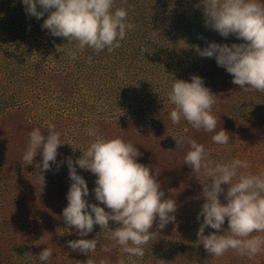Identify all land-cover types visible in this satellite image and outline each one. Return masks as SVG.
<instances>
[{
    "label": "trees",
    "instance_id": "trees-1",
    "mask_svg": "<svg viewBox=\"0 0 264 264\" xmlns=\"http://www.w3.org/2000/svg\"><path fill=\"white\" fill-rule=\"evenodd\" d=\"M115 6L127 9V19L133 25L119 47L99 53L86 48L79 52L75 59H71L62 52H56L54 46L67 41L60 37H52L47 30L41 29L47 13L45 17L37 20L26 15L20 0H0V62L6 64V72H8H5L6 77L16 76L13 79L14 87L20 88V93H23L28 85L26 80L30 71L37 64L46 62V68L41 66L37 70L38 74H44V79L39 85L44 88L43 84L47 82L51 104L58 102L63 107L72 104L73 110L68 107L71 110L70 117L75 119L74 124L77 125L78 121L79 125L75 129L78 131V127L79 135L83 133L84 137L78 139L76 147L83 150L91 142L92 138L87 135L86 130L90 126L96 127L101 134L109 137L105 134L106 131H102V123L106 118L101 114L98 106L102 108V103L104 104L107 98L106 93L110 89L106 86L111 87L116 84L117 87L119 86L120 80L116 84H110L111 77L105 69L113 67L109 65L114 64L117 52L123 49L126 53L125 65L129 71V78L140 79L139 88H143L130 94L124 90L114 91L118 92L113 96L115 100L121 101L119 112H127L131 119L135 114L142 113L139 100L152 102L150 108L154 112L155 100L161 97L160 94L168 93L175 78L189 80L193 74L201 76L199 65L202 61L203 64H207L208 71V78L204 82L217 95L213 105L214 115L217 117L219 110L226 108L224 110L230 109L235 117L242 114L246 116L248 104L252 106L254 120L264 124V91L241 89L240 86L232 83V76L223 67L218 66L214 58L200 57L194 48L196 45L203 48L209 41L228 44L243 42L232 35L227 38L221 37L217 32L204 26L202 0H115ZM158 34L161 35L159 43L149 45L147 37L150 35L157 37ZM137 38L142 40L138 45ZM12 64L14 68L9 71L8 67ZM114 68L119 71L122 66H114ZM111 75L117 76L112 72ZM229 84L236 88L235 91L239 92V96L231 92ZM34 85L33 82V87ZM6 96L10 102L0 99V116L3 112L6 115L0 122V168L3 167V171L0 169V264H42L36 256L44 247L53 249V255L46 264H85L88 255L74 251L67 245V241L79 238L75 229L69 228L64 220L61 222L55 220L63 217L58 213L62 212L64 205L67 204L63 198L54 201L55 198H61L58 185L64 184V190H68L70 185L67 165L57 169L56 165L52 164L50 170L42 173L43 182L37 176L41 174L36 167L41 160L40 155L37 154L33 163L26 165L24 171L22 154L28 133L34 127L46 131L47 126L43 125V120L39 124L27 126L29 123L24 115L18 117L14 111L8 114L9 110H13L11 106L16 98L8 91ZM228 96L232 101L225 100ZM128 106L130 109H127ZM170 109L169 105L167 111L169 112ZM154 114L157 115L156 120L144 118L143 123L156 124L161 113ZM55 126L56 130L62 131L58 124ZM223 126L217 121V130ZM228 132L229 142L226 145L213 143L211 141L213 133L193 129L190 124L181 126V131L177 132L175 137H191L203 143L214 160L218 158L214 153L225 150L230 155L219 160L232 157L247 159L250 162L249 171L255 172L251 170L253 161L249 158H253V153L249 149V143L235 142L237 138L230 131ZM72 138L73 135L69 137ZM61 142L66 144V141ZM65 144L58 148L57 156L64 152L61 155L65 157V151H70ZM160 144V154L168 155V160L171 162L176 161L177 168L180 163L183 164V156L188 147L186 143L177 146L175 141L169 143L164 140ZM80 155V150L76 149L72 160L75 161ZM3 158L6 159V163ZM31 165L29 169L28 166ZM180 171L182 173L176 174L178 183L176 185L168 183V187L164 189L168 191L165 193V198L176 200L175 220L162 229L157 226L159 222L155 221L151 229L155 233L144 246L145 255L133 257L127 264H255L254 257L241 261L240 255L233 251L225 252V259L223 255L211 256L203 248L201 241H198V237L193 238L192 235L186 239L187 246L182 253L172 250L173 247L167 243V237L163 232L174 224L178 225L190 220H195L198 230L199 221L196 215L203 203L202 185L189 177L192 173L191 168L184 165ZM77 172L86 179L91 194L95 181L94 174L79 167ZM85 174H89V177L86 178ZM88 200L97 203L93 194L89 195ZM182 225L185 227L186 223ZM116 226V223L109 222L110 228ZM209 232L206 228L204 234L207 235ZM85 238L98 240L95 252L89 254L94 264H100L102 259L107 260L108 264H118V261L125 256L118 245L105 238L104 231L99 225L94 226L93 231Z\"/></svg>",
    "mask_w": 264,
    "mask_h": 264
},
{
    "label": "clouds",
    "instance_id": "clouds-1",
    "mask_svg": "<svg viewBox=\"0 0 264 264\" xmlns=\"http://www.w3.org/2000/svg\"><path fill=\"white\" fill-rule=\"evenodd\" d=\"M20 2L26 15L37 20L47 13L41 29L52 37L66 40L67 43L54 46L56 52L71 59L86 48L95 53L112 51L133 28L127 19V9L116 7L115 0ZM202 5L206 28L221 37L232 35L243 42L209 41L203 48L194 46L197 54L214 58L232 76V83L241 89L264 91V0H202ZM216 96L201 76L193 74L189 80L175 78L167 93L172 105L168 112L170 122L176 125L186 121L193 129L213 133V143L226 145L229 132L223 127L217 130V117L213 113ZM87 135L92 139L85 149L72 147L81 152L75 161L66 157L58 162V148L65 144L61 142V132L51 122L47 123L46 131L34 127L28 133L22 161L24 165L32 164L39 154L41 160L36 167L41 174L37 176L43 182L42 173L50 170L52 164L59 169L66 163L70 185L62 216L79 237L67 241V245L88 255L85 264H94L89 254L95 252L98 240L85 237L96 225L125 254L118 264H127L133 257L145 255L144 246L155 233L151 231L155 221L162 229L175 220L176 200L165 198L157 179L160 170L155 165L139 162L141 153L132 142L120 136L106 137L91 126L87 128ZM172 137L177 146L182 143L188 146L183 164L195 175L205 177L201 182L203 203L196 215L200 222L196 234L203 248L214 257L232 250L249 259L264 251V170L249 171L250 162L239 157L214 160L205 145L196 139ZM77 167L94 174L91 193L97 203L89 202L88 183L78 174ZM110 221L117 226L110 228ZM206 228L216 231L205 235ZM52 255L53 249L44 247L36 257L46 264ZM100 264L108 261L102 259Z\"/></svg>",
    "mask_w": 264,
    "mask_h": 264
},
{
    "label": "rangeland",
    "instance_id": "rangeland-1",
    "mask_svg": "<svg viewBox=\"0 0 264 264\" xmlns=\"http://www.w3.org/2000/svg\"><path fill=\"white\" fill-rule=\"evenodd\" d=\"M160 39H161L160 34H158L157 37H153L152 35L147 37L149 45H153L154 43H159ZM141 42L142 40L140 38H137L136 44L138 45ZM12 47H14V45ZM125 58H126V53L124 49L118 51L116 61L114 62V64L109 65L113 67H107L105 69V71L109 74V77H111L110 80L111 85L116 84L118 80H120V82L118 87L117 84L111 87L106 86L107 89H110L107 90L106 93L107 98L104 101V104L102 103L103 105L102 108L98 106V109L101 111V114L106 118L104 123H102V131H106L105 134L109 137L120 136L123 139L130 141L134 145H136L138 151L141 153V155L138 157L139 162L144 163L146 165H155V167L160 170L157 179L159 180L163 191L165 193H168V191L164 189L168 187L167 186L168 183H171L172 185H176L178 183V177L176 176V174L177 172L182 173L180 170L184 165L180 163L179 167L177 168L176 161L173 160L171 162L168 160V155L164 156L160 154V145H161L160 143L164 140L169 141V143L175 141V139L172 136L175 137V134L181 131V126L183 127L188 123L186 121H181L180 123H182V125L179 124L173 125L170 122L168 118L167 108L169 107V105L170 107H172V105L170 104L168 97L166 96L167 94H160L161 100L160 98L155 100L156 111L154 110V112L150 108L152 107V102L147 103L143 99L139 100L140 107H142L143 109L142 113L135 114V116L132 117L133 119L130 118V114H127V112H119L121 101L115 100V97L113 96L116 95L118 92L115 93L114 91L120 92L124 90L129 92L130 94L137 89H143V88H139L141 84L140 79L129 78V71L125 65ZM112 60L113 58L111 59V62ZM0 61H1V57H0ZM5 65L6 64L0 62V99L7 100L6 91H8L11 94L13 93L16 98L14 104L11 106L13 110H9L8 114L13 113L14 111L15 115L18 117L19 116L23 117L24 115V117L27 118V122L29 123V125L27 126H33L36 123L39 124L41 120H43L44 126H47L48 122H51L54 125L58 124V126L62 130L61 141H66L65 147L67 149L70 148V151H65V157L61 155L64 154V152L63 153L61 152L60 155L57 156V161L58 162L62 161L66 157H71L73 159L75 151L73 150L72 147L77 146V141L79 138L82 137V139H84L83 133L79 135L80 132L79 128L77 127L78 131H76L75 129V127L79 125V123L77 121V125L74 124L75 119H72L70 117L71 115L70 109H72L71 106L72 104L66 105L64 107L58 102H54L53 104H51L49 102V92H48L47 82L43 84L44 88L39 85V83H41V81L44 79V74H38L37 70L41 68V66H44L46 68L47 65L46 62H41L37 64L30 71V73L28 74V78L26 80L28 85L26 86L25 92L23 93H20V88L14 87L15 80L13 81V79L16 78V76L14 78L6 77V73L8 72H6ZM136 65L137 63L135 64V67ZM114 66H122V68H120L119 71H117L114 68ZM13 68H14V64H12L11 67H8L9 71H11V69ZM199 68H200L201 77L203 76L202 78L204 80H207L208 78L207 75L208 71L206 70L207 64L206 63L203 64L201 61V65H199ZM137 70H139L138 67ZM111 72L113 74H117V76L116 77L112 76ZM211 80L209 81V83L211 82ZM33 82L35 83L34 87H33ZM116 88H119V90ZM229 88L232 90L231 92L236 96L240 95L239 92L235 91L236 88L231 87L230 84H229ZM225 100L232 101L231 97L229 96L225 97ZM155 102H153V104H155ZM127 109H130L129 106L127 107ZM224 109L226 108H222L221 110H219L218 112L219 114L217 115V121L220 123V125H224L223 127L226 128L228 131H230L237 138V141L235 140V142L249 143V149L253 153L252 154L253 158H249L251 161H253L251 164V170L255 172L264 170V124L254 120L255 116L253 115L252 106L248 104H247L246 116L242 114L235 117L233 116L230 109L227 111H225ZM112 111L114 112L117 111L119 113H114ZM155 112L161 113L156 124L143 123L144 118H149L150 120H156L157 115L154 114ZM101 114H99V116H101ZM4 117H6V115L3 112V115L0 116V122ZM236 132L240 134V137L239 134L237 135L234 134ZM71 135H73V138L69 139ZM211 151L215 152L213 150ZM214 155L218 157L217 161H219V159H221L222 157L225 159L227 158L226 156L230 154L227 153V151L225 150L214 153ZM4 161L6 163V159ZM63 165H66V163L61 164L60 168ZM30 167H32V165L28 166L29 169ZM0 169L3 171V167ZM23 169L24 171L26 170V165H24ZM85 176L87 178L89 177V174H85ZM189 177L192 178L194 182L200 183L199 185H202L201 182L205 179V177H203L202 175L197 176L194 173H190ZM58 191L61 193L60 195L61 198H55L54 201L63 198V200H65L66 202L67 201L66 193L68 190L67 189L64 190V184L58 185ZM225 191H226V186H225ZM90 195H92V193ZM44 196H46V194H44ZM222 199H223V195H221V200ZM66 205L67 204H65L64 206ZM60 214H62V212L58 213V215ZM55 220H59L61 222L63 221V217L57 218ZM185 223L186 225L184 227L182 224ZM223 227L224 228L227 227V220L225 221ZM207 229L209 231H216L210 228ZM196 230H197V226L195 224V220H190L188 222H181V224L178 225L174 224L172 227H170L165 232H163V234L166 235L167 237L166 238L168 240L167 243L172 245L171 246L173 247L172 250L178 253H182V251H184L183 249H185L187 246V243L185 242H187L188 240L186 239L190 238L191 235L193 236V238L197 237L195 232ZM233 253L235 252L233 251ZM223 257H224L223 259L226 258L225 253L223 254ZM239 260L247 261V257L239 256ZM254 260H255V264H264V251L259 253L256 257H254Z\"/></svg>",
    "mask_w": 264,
    "mask_h": 264
},
{
    "label": "bare ground",
    "instance_id": "bare-ground-1",
    "mask_svg": "<svg viewBox=\"0 0 264 264\" xmlns=\"http://www.w3.org/2000/svg\"><path fill=\"white\" fill-rule=\"evenodd\" d=\"M18 8V7H17ZM7 21V20H6Z\"/></svg>",
    "mask_w": 264,
    "mask_h": 264
}]
</instances>
